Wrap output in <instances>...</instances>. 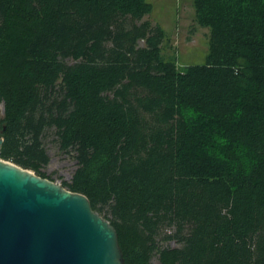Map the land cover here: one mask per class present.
Instances as JSON below:
<instances>
[{
    "label": "trees",
    "instance_id": "1",
    "mask_svg": "<svg viewBox=\"0 0 264 264\" xmlns=\"http://www.w3.org/2000/svg\"><path fill=\"white\" fill-rule=\"evenodd\" d=\"M193 8L180 67L147 0H0V158L50 180L52 131L124 264H264V0Z\"/></svg>",
    "mask_w": 264,
    "mask_h": 264
},
{
    "label": "water",
    "instance_id": "2",
    "mask_svg": "<svg viewBox=\"0 0 264 264\" xmlns=\"http://www.w3.org/2000/svg\"><path fill=\"white\" fill-rule=\"evenodd\" d=\"M0 264L124 260L115 228L85 195L0 158Z\"/></svg>",
    "mask_w": 264,
    "mask_h": 264
},
{
    "label": "rangeland",
    "instance_id": "3",
    "mask_svg": "<svg viewBox=\"0 0 264 264\" xmlns=\"http://www.w3.org/2000/svg\"><path fill=\"white\" fill-rule=\"evenodd\" d=\"M147 2L152 5L150 21L159 25L169 37L163 47L166 60L173 57L180 67L203 64L208 50L209 29L196 25L193 0H147ZM43 144L49 155V163L43 169L46 176L58 184L70 180L76 168L72 154L64 153L58 148L52 131L47 133ZM170 245L175 246V243L170 242Z\"/></svg>",
    "mask_w": 264,
    "mask_h": 264
}]
</instances>
